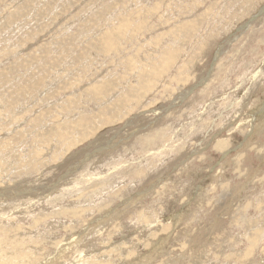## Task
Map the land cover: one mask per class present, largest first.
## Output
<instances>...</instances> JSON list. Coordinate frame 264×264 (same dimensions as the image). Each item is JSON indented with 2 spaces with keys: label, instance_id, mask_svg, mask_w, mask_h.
<instances>
[{
  "label": "rangeland",
  "instance_id": "rangeland-1",
  "mask_svg": "<svg viewBox=\"0 0 264 264\" xmlns=\"http://www.w3.org/2000/svg\"><path fill=\"white\" fill-rule=\"evenodd\" d=\"M263 52L264 0H0V264H264Z\"/></svg>",
  "mask_w": 264,
  "mask_h": 264
},
{
  "label": "bare ground",
  "instance_id": "bare-ground-1",
  "mask_svg": "<svg viewBox=\"0 0 264 264\" xmlns=\"http://www.w3.org/2000/svg\"><path fill=\"white\" fill-rule=\"evenodd\" d=\"M12 1V0H11ZM52 2V1H51ZM59 2V1H58ZM209 2V1H208ZM96 5H97V3H96ZM58 6V5H57ZM241 6V5H240ZM48 7V6H47ZM7 9V8H6ZM94 10V9H93ZM238 10V9H237ZM89 11V10H88ZM70 12V11H69ZM48 14V13H47ZM88 14V13H87ZM55 15V14H54ZM91 16V15H90ZM80 18V17H79ZM78 19V18H77ZM93 19V18H92ZM178 20V19H177ZM76 21V20H75ZM195 23V22H194ZM162 24V23H161ZM91 25V24H90ZM181 25V24H180ZM200 26V25H199ZM70 28V27H69ZM59 30V29H58ZM177 30V29H176ZM198 30V29H197ZM207 37V36H206ZM193 39V38H192ZM195 40V39H194ZM61 43V42H60ZM195 43V42H194ZM206 45V44H205ZM91 48V47H90ZM89 48V49H90ZM74 52V51H73ZM183 52V51H182ZM264 53V52H263ZM187 55V54H186ZM48 57V56H47ZM98 57V56H97ZM58 58V57H57ZM48 59V58H47ZM204 63V62H203ZM89 64V63H88ZM177 67V66H176ZM183 67H185V66H183ZM60 68V67H59ZM73 69V68H72ZM119 69V68H118ZM182 71V70H181ZM83 73V72H82ZM173 73V72H172ZM106 77V76H105ZM148 77V76H147ZM68 79V78H67ZM111 81V80H110ZM102 82V81H101ZM177 82V81H176ZM87 83V82H86ZM96 84V83H95ZM107 83H104V84H100L98 87H99V89H105L106 88V86L108 85H106ZM97 88V87H96ZM47 89V88H46ZM107 89V88H106ZM131 90V89H130ZM32 94V93H31ZM53 96V95H52ZM78 96V95H77ZM4 102V101H3ZM6 103V102H5ZM64 105V104H63ZM12 110V109H11ZM1 111V110H0ZM38 115V114H37ZM63 117V116H62ZM16 118H18V117H16ZM24 118V117H23ZM80 120L81 119H83L82 117L81 118H79ZM11 120V119H10ZM23 120V119H22ZM42 120V119H41ZM78 120V119H77ZM76 120V121H77ZM8 121V120H7ZM30 121V120H29ZM51 121H53V120H51ZM65 121V120H64ZM86 121L87 120H85V118L83 119V120H81L79 123H78V126L77 127H80V126H82V125H84L85 123H86ZM47 122V121H46ZM28 123V122H27ZM74 123H76V122H74ZM77 125V124H76ZM26 129V128H25ZM79 131V130H78ZM72 135V134H71ZM7 142V141H6ZM78 143V142H77ZM46 158V157H45ZM237 162V161H236ZM31 167H32V165H31ZM30 170V169H29ZM215 193V192H214ZM199 195V194H198ZM167 197V196H166ZM202 203V202H201ZM219 203V202H218ZM217 204V203H216ZM200 207V206H199ZM260 207V206H259ZM194 212V211H193ZM225 216V215H224ZM250 223V222H249ZM117 229V228H116ZM146 231V230H145ZM113 232V231H112ZM139 232V231H138ZM152 234V233H151ZM135 241V240H134ZM211 241V240H210ZM118 243V242H117ZM115 244V243H114ZM39 248V247H38ZM119 250V249H118ZM208 250V249H207ZM119 252V251H118ZM116 255V254H115ZM97 259V258H96ZM56 261V260H55ZM4 263V262H3ZM2 264V263H1ZM5 264V263H4ZM257 264V263H256Z\"/></svg>",
  "mask_w": 264,
  "mask_h": 264
}]
</instances>
